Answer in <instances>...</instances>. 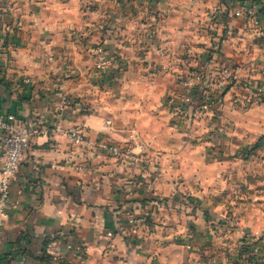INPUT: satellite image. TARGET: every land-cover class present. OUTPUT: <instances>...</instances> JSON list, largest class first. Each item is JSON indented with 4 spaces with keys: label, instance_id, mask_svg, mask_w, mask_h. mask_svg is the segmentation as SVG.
<instances>
[{
    "label": "crops",
    "instance_id": "crops-1",
    "mask_svg": "<svg viewBox=\"0 0 264 264\" xmlns=\"http://www.w3.org/2000/svg\"><path fill=\"white\" fill-rule=\"evenodd\" d=\"M144 1L0 0V30L8 35L0 114L63 130L33 138L20 163L0 218V264H46L45 242L60 233L82 251L61 241L49 264H198L195 243L224 259L227 250L219 254L211 236L214 222L200 217L221 210L222 197L242 187L252 173L245 167L258 173L264 163V98H250L259 90L264 96V0H248L260 26L233 15L244 0ZM109 35L123 37L116 49L123 71L101 91L93 56ZM185 52L212 53L211 63L230 65L236 81L251 85L187 113L196 117L189 131L165 96L177 92L175 75L191 65ZM62 93L77 104L59 113ZM106 120L111 132L103 131ZM79 125L97 144L142 146L159 157L157 168L74 145L67 132ZM200 202L203 210L192 213Z\"/></svg>",
    "mask_w": 264,
    "mask_h": 264
},
{
    "label": "rangeland",
    "instance_id": "rangeland-1",
    "mask_svg": "<svg viewBox=\"0 0 264 264\" xmlns=\"http://www.w3.org/2000/svg\"><path fill=\"white\" fill-rule=\"evenodd\" d=\"M145 1H146V5H149L155 0H145ZM246 1L248 0L239 2L238 5L232 10L234 16H236L235 13L237 8L242 3H246ZM257 1H259L260 4L262 3L261 0H257ZM262 5H264V2ZM256 8L259 13L258 7ZM236 18H241V17L236 16ZM245 19L252 21L255 26H260L259 16H258V20H259L258 24H255L254 21L251 20L250 18H245ZM7 37H8L7 30L6 31H4L3 29L0 30V42L4 44V47H6L8 43ZM123 41L124 40L122 36L120 37L118 35H113V36L109 35V37L106 39L104 43L99 42L98 44H95L96 48L94 50V56H93V62H94L93 70L97 78L96 79L98 82L97 86L100 87L101 91L108 89L106 87L111 88L113 87L114 84H117L119 82L120 75L123 71V62L121 55H119V51L116 49H117V45L122 44L121 42ZM99 48L104 49L106 52V59H107L106 67L100 68L98 66L99 61L96 50ZM212 48H210L209 51L215 52L216 50L214 49L212 50ZM139 52H140L139 50L132 51V56L135 54H137L138 56ZM211 54L212 53L209 52L183 53L181 56L188 59L191 65L190 66L186 65L185 71H183L182 73H177L175 75L176 83L178 86L177 92L176 93L171 92V95L168 94L165 95L166 97L168 96L167 102L171 105L172 113L175 114L173 118L181 122V125L184 127V130H188L190 124L189 118L193 117V116L186 117L187 113L192 114V111H195L196 108H198L200 112H203L208 110L210 107L208 109L201 110L200 103L202 102V100L200 98L202 95L201 94L202 90L203 88H205V85L200 84L198 83V81H196L194 83L195 84L194 88L191 90V95L193 96L195 102L192 103V107L184 109L183 108L184 105L180 101V94L186 91L185 88L183 87V83L186 80L192 78L193 75L203 72L204 74L211 75L210 78L212 80H215L219 78L218 74L220 73L223 67H230L231 69H233L236 78V72L234 68L231 67L230 65L223 64L218 60L217 61L214 60L211 63L210 62V58L212 56ZM1 55L3 56L6 55L5 48L2 52H0V56ZM261 77L262 80H264V71L261 72ZM238 80L232 82L231 85L227 88V90L223 92L215 91L214 87H211L210 89L206 88V90L208 91V95L213 97V99L218 103L221 100L222 95L228 93L233 88L235 87L239 88L243 86V88L247 89V86H250L248 81L247 82L243 81L239 83ZM194 92L196 93L194 94ZM261 92L262 90L256 92L258 93L257 94L258 98L260 96L259 93ZM62 95H67L72 99L71 107L77 104L76 103L77 101L71 95L65 93L64 94L62 93ZM261 97L262 100L258 101V103L263 102L264 96L262 95ZM58 102L59 101H57V103ZM195 118L196 117H193V119ZM257 145L249 149H246L244 152V156H249L252 153V151L256 149ZM143 152L149 159L153 160L154 163L152 165H154V167L157 168L159 157L153 153H149L145 151ZM259 166L260 167H255V170H257L258 173H255L256 171H253L254 167L251 165L249 168L245 167V172L250 173L252 171L251 175L245 176L242 187H239L238 190H234L233 192H229L226 196H224V198L222 197L221 201L223 202V208L221 210L213 211V212H210L208 210L203 211L204 212L203 217L199 216L203 222L206 221L205 219H209L208 223L214 222L211 223L212 226H210L209 228L212 231L211 236L214 237V246L216 248V251H218L220 254L221 251L224 252V250L226 249L227 252L226 255L223 256L224 259L220 258L218 261L217 259H214L211 255H208L207 251L203 253V248H205L207 244L200 245L198 243H195L194 246H196L199 249L195 252L196 261L198 264H264V163H262ZM203 205H204L203 202H200V206L199 203L192 204V207H190L191 212L194 214H199L198 212L203 210L202 208ZM256 230L259 231L260 233L254 234L253 232H255ZM66 237L67 236L65 234V238ZM65 242L66 243H70V242L69 240H67V238L63 242V245L67 251L73 253H79L80 250L82 251V248L79 245H75V246L79 247L80 250L68 249L65 246ZM224 243L226 245H224Z\"/></svg>",
    "mask_w": 264,
    "mask_h": 264
},
{
    "label": "built area",
    "instance_id": "built-area-1",
    "mask_svg": "<svg viewBox=\"0 0 264 264\" xmlns=\"http://www.w3.org/2000/svg\"><path fill=\"white\" fill-rule=\"evenodd\" d=\"M235 15L241 18H250L255 24L259 23L258 11L253 3H242L236 10ZM235 16V17H236ZM4 44L0 42V52L4 50ZM97 56L99 61V67L107 66L106 52L104 49H97ZM219 78L212 80L209 74L197 73L192 76V78L186 80L183 83V87L186 91L180 94V101L185 108L192 107V103L195 102L193 96L191 95V90L194 88V83L198 81L200 84H204L205 88L202 90L200 108L201 110L208 109L209 107L215 105L217 102L213 97L208 95L207 89L214 87L215 91H226L227 88L235 81V73L230 67H223L218 74ZM250 85V84H249ZM251 86V85H250ZM258 94L256 92L251 93V99L262 100V92ZM72 99L67 95H62L57 103V112H64L66 109L71 107ZM195 112H199L196 108ZM113 127V120H106L103 127V131L111 132ZM62 127L60 124H53L51 126L38 128L32 122H24L19 120L14 114H0V218L6 216L5 210L9 207V202L11 200V189L14 182L16 172L20 166L21 161L32 141L33 138L39 135H45L53 132H61ZM68 136L72 140L74 145H85L91 150H101L110 153L111 155L127 160L128 164L135 168L142 164H153V160L149 159L143 152L141 147L140 152H136V149L128 144L117 145L109 142H101L97 144L94 139L87 133L84 127L74 126L67 132ZM139 139V135L135 136V140ZM131 217V215H129ZM112 237L113 235L110 234ZM66 240L65 234L60 233L58 238L53 240L49 246L47 254L56 255L59 251L58 245ZM62 241V242H61ZM65 246L72 250H80L73 244L66 243ZM81 251V250H80ZM258 252V249H257Z\"/></svg>",
    "mask_w": 264,
    "mask_h": 264
},
{
    "label": "trees",
    "instance_id": "trees-1",
    "mask_svg": "<svg viewBox=\"0 0 264 264\" xmlns=\"http://www.w3.org/2000/svg\"><path fill=\"white\" fill-rule=\"evenodd\" d=\"M257 1V0H254ZM57 239V238H55ZM53 240H48L45 242V247H48V245L52 242ZM49 260H50V256L45 252L44 257H43V261L46 262V264H49Z\"/></svg>",
    "mask_w": 264,
    "mask_h": 264
}]
</instances>
